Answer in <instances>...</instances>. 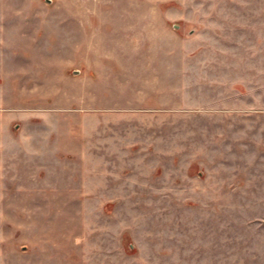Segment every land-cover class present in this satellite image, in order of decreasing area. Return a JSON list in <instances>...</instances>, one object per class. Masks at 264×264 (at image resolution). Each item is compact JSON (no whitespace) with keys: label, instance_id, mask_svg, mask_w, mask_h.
<instances>
[{"label":"rangeland","instance_id":"obj_1","mask_svg":"<svg viewBox=\"0 0 264 264\" xmlns=\"http://www.w3.org/2000/svg\"><path fill=\"white\" fill-rule=\"evenodd\" d=\"M33 1L0 0L3 48L35 54L9 60L49 82L79 64L51 90L1 84L0 264H264V0H108L148 23L97 42L146 80L111 94L76 57L95 23Z\"/></svg>","mask_w":264,"mask_h":264},{"label":"crops","instance_id":"obj_2","mask_svg":"<svg viewBox=\"0 0 264 264\" xmlns=\"http://www.w3.org/2000/svg\"><path fill=\"white\" fill-rule=\"evenodd\" d=\"M46 2V10L43 13H47L49 6L51 5L48 0H45ZM41 3L40 0L33 1L30 5V9H35L38 7V5ZM52 3V0H51ZM41 5V4H40ZM57 5L60 6L61 8V16L59 17V20H61L62 23H73L74 25H77V31L79 27L89 25L91 24L90 21H93L95 23L93 25V32L92 35L96 36L93 41V49L91 52H84L79 57V53H77L76 57L81 59L82 63H89L87 61L88 57L93 56V58H96L95 64L98 67L99 72H96L97 76L99 74V77L97 80L92 81L88 79V83H102L103 80L106 81L105 83H111L109 85L104 86L103 89L109 90L108 94H111L112 92L116 90H121L124 89L127 86H132V84L135 82V80H141V88H137L136 85L135 87L137 89H143L146 88L145 81L143 79H138L134 78L132 76L133 72L131 71V65H128L127 61L123 60L124 58H127L128 56H132L131 51L127 49H120L116 50L114 53L107 54V53H102L100 49V45H98L97 42L102 41V37L105 39H111L112 37H116V39H119L118 37H131L134 32H137V34H146L148 31V23L146 20V11L143 12V8H141V5H133V3H113L112 1L108 0H60L57 2ZM33 6V7H32ZM44 7V6H43ZM43 15V18L39 19V23L41 24V27H46L50 25V22H47L45 19L46 15ZM60 23V21H59ZM0 24L5 25V21L2 19L0 20ZM76 26V27H77ZM135 27V29H134ZM7 32L12 31L10 29L6 30L5 35L2 34V38L0 37V57L4 58L3 64H2V71L0 73V89L4 87L8 88L10 90L12 89H47L51 90L54 88V84H67L68 83V76L67 72L70 69V67L76 66L74 64H79V62H73L68 59L69 54L66 53L64 57L61 58L62 60V68H59L57 71V74L59 75L56 80L52 82H49V74L47 72V69H37V71H29L27 72L26 70H19V64L16 59L11 58L12 60H9V57L14 56L16 52H20L19 48H11L5 50L4 43H6L7 40ZM4 33V32H3ZM82 35L84 36V32H82ZM13 38L15 35H13ZM15 41V40H14ZM105 41V40H104ZM111 41V40H109ZM122 42V41H120ZM11 50V51H9ZM110 52V51H109ZM27 58L32 57L34 52L30 50H24L22 52ZM11 54V55H10ZM39 55H43L44 53H37ZM46 55V54H45ZM4 56V57H3ZM73 58H76L74 54H72ZM119 58L120 61L126 63L125 64L120 61L119 62V71L118 72H113L112 69L106 67V70H103L101 68L102 61L100 60L101 58ZM118 60V59H117ZM73 63V64H71ZM16 64L18 66H16ZM95 66V67H96ZM101 68V69H100ZM77 69V68H76ZM75 69V70H76ZM77 72V71H75ZM42 73L44 74V78L42 79ZM130 74L131 76H127ZM103 77V79H102ZM76 78H79L76 76ZM108 81V82H107ZM7 84V87L1 86L2 83ZM58 85L57 88L60 86ZM3 101V100H2ZM14 110H10V113H13ZM9 113V114H10ZM1 133V129H0ZM2 134L5 137L9 138L8 142L9 145L7 149H4V146L2 147V152H7L12 151L15 148L14 144V132L8 130V131H2ZM11 143V144H10ZM1 152V151H0ZM2 175V174H1ZM3 177L4 174L2 175Z\"/></svg>","mask_w":264,"mask_h":264}]
</instances>
